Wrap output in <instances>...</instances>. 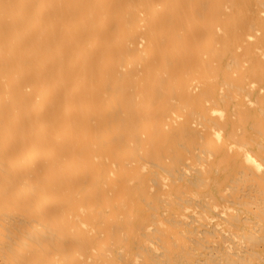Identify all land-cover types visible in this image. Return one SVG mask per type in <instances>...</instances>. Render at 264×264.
<instances>
[{
    "label": "bare ground",
    "instance_id": "6f19581e",
    "mask_svg": "<svg viewBox=\"0 0 264 264\" xmlns=\"http://www.w3.org/2000/svg\"><path fill=\"white\" fill-rule=\"evenodd\" d=\"M0 264H264V0H0Z\"/></svg>",
    "mask_w": 264,
    "mask_h": 264
}]
</instances>
